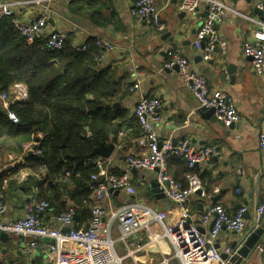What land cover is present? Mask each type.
Returning <instances> with one entry per match:
<instances>
[{"label":"crops","instance_id":"crops-1","mask_svg":"<svg viewBox=\"0 0 264 264\" xmlns=\"http://www.w3.org/2000/svg\"><path fill=\"white\" fill-rule=\"evenodd\" d=\"M135 1L98 0L92 6L76 3L78 5L72 6L73 12L70 9L71 2L55 3L48 25L44 28L47 34L54 31L66 34L67 40H71L75 47L97 39L116 47L113 53L97 63V69L112 78L113 97L105 101L104 105L112 125L117 129V137L114 142L113 137L109 136V142L105 144L114 145L110 157L97 156L93 162L107 160V169L113 174L127 172L125 158L140 152L136 144L140 130L133 109L141 97L157 98L162 106V123L157 129L160 140L168 139L173 144L188 140L195 148L214 146L218 150L217 156L195 168L209 199H201L196 195L191 199L188 205L190 219L194 224L200 219L202 213L197 209L199 200L203 201V209L218 205L229 215H233L240 206H245L247 233L255 225L254 210L264 193V152L258 149V136L264 131V78L254 73L251 59L242 55L243 46L251 39L254 26L232 16L219 23L217 32L225 46H217L210 60L204 62L200 52L193 47L196 32L205 15L204 8L184 14L177 9L178 0H154L160 21L165 26L163 32H157L151 25L131 16ZM223 1L241 14L255 19L261 17L255 0ZM36 15V8H20L15 17L21 23L28 24ZM169 47L180 52L188 61L190 70L205 76L211 89H220L231 97L240 115L238 125L227 129L221 123L211 122L198 113L201 108H198L197 100L183 85L178 69L165 66ZM136 83L139 87L133 89ZM6 120L9 125L0 123V191L7 205L6 217L19 219L23 214L24 203L31 194L38 193V188L42 186V195L50 205L43 218L47 225L52 226L53 216L73 205L67 191L58 188L54 192V187L60 185L55 174L62 172L52 167L54 174L46 173L36 162L27 160L30 155L41 156L24 150V145L19 152L15 142L5 134L9 126H14ZM37 136L31 149L35 150L42 138L39 134ZM130 177L132 185L138 190L134 200L149 202L152 208L158 210L157 201L148 194L150 182L155 180L154 173L137 172L134 175L130 172ZM126 200L125 193H113L105 205L114 209ZM84 210L76 207L74 224L79 229L87 228L90 224V214ZM259 227L264 229V217ZM6 235L5 241L0 240L3 261L8 264H47L42 250L37 249L31 256H25L21 250L27 240ZM241 239V235L223 230L216 244L222 248ZM259 242L264 247V234ZM65 252L72 259L73 249L67 247ZM241 264L264 262L255 252Z\"/></svg>","mask_w":264,"mask_h":264},{"label":"built area","instance_id":"built-area-1","mask_svg":"<svg viewBox=\"0 0 264 264\" xmlns=\"http://www.w3.org/2000/svg\"><path fill=\"white\" fill-rule=\"evenodd\" d=\"M70 1L0 0V20L11 18L13 26L28 43L44 38L49 52H61L67 35L56 31L47 34L44 28L48 25L52 5ZM154 2L136 0L130 14L135 20L146 22L157 32H163L165 26L160 21L159 10ZM255 3L261 12L258 19L237 12L223 0H178L177 9L188 14L204 8L205 15L193 41V47L200 52L204 62L210 60L217 46H225L217 32L219 23L232 16L252 24L254 29L251 39L244 44L242 55L251 59L254 73L264 78V0H255ZM31 7L37 9L35 19L28 24L18 21L16 11ZM95 47L98 50V63L116 49L114 45L99 39L95 41ZM75 48L77 52L84 53L87 47L82 45ZM166 55L168 62L165 66L177 67L183 85L197 100L198 108H213L216 119L227 129L240 123L239 112L226 92L211 89L206 77L190 70L188 61L175 48L169 47ZM138 87L136 83L133 89ZM26 98V89L21 84H14L7 92L0 94V106L13 125H17L19 119L11 112L10 106L15 101L24 102ZM161 107L159 99L148 97H141L135 105L133 116L140 130L136 141L140 152L125 158L127 172L116 176L107 169V160L96 162L98 172L87 183L94 201L87 228L79 229L74 224L76 208L73 206L53 216L52 226L47 225L43 216L50 206L47 201L38 199L37 193L31 194L24 203L23 214L19 219H9L6 217L7 205L0 191V232L25 238L27 241L21 253L31 256L40 249L45 253L47 264H123L124 261L127 264H236V252L231 246L215 248V245L223 230L243 238L247 230V209L240 206L233 215H229L221 206L210 205L203 209L199 224L192 222L189 202L198 191L201 199L208 200L209 196L203 190L198 176L193 173L186 176L187 187L181 188L167 172V159L181 160L188 170H194L217 156L218 150L214 146L195 148L188 140L175 144L168 139L160 140L157 129L162 123ZM31 146L32 143L24 145V150L41 156V151L31 149ZM258 149L264 152V131L258 136ZM131 170L154 173L158 190L173 211H166L161 206L156 210L145 201L134 200L136 190L131 182ZM115 192L125 193L127 200L111 209L105 204ZM263 217L264 193L254 210L255 227L259 226ZM166 220H169V225ZM198 226L204 230V234L198 232ZM67 247L73 249L72 259L65 252ZM117 249L123 254L119 255ZM255 252L264 262V247L260 242L256 244ZM0 264H8L3 261L1 253Z\"/></svg>","mask_w":264,"mask_h":264},{"label":"trees","instance_id":"trees-1","mask_svg":"<svg viewBox=\"0 0 264 264\" xmlns=\"http://www.w3.org/2000/svg\"><path fill=\"white\" fill-rule=\"evenodd\" d=\"M70 2L73 12L76 3L92 6L98 0ZM85 45L86 51L79 53L71 40H66L61 52H49L44 38L28 43L13 26L11 18L0 20V94L17 83L27 93L25 102L11 104L10 110L19 123L9 126L5 134L15 142L20 153L22 145L35 144L37 135H41L35 146L41 151V157L30 155L27 160L36 162L46 173L54 174L52 167L62 172L55 174L60 185L54 187V192L58 188L67 191L72 206L86 209L84 212L91 218L94 201L87 183L98 172L91 153L93 148L109 142V136L116 142L117 129L104 105L113 97L112 78L97 69L95 41ZM6 118L0 107V123L7 125ZM166 163L168 174L183 189L187 187L189 173L200 179L197 170H188L181 160L171 158ZM42 194L40 186L37 197L48 202Z\"/></svg>","mask_w":264,"mask_h":264},{"label":"water","instance_id":"water-1","mask_svg":"<svg viewBox=\"0 0 264 264\" xmlns=\"http://www.w3.org/2000/svg\"><path fill=\"white\" fill-rule=\"evenodd\" d=\"M261 14V12H260ZM174 68L177 69L175 66ZM198 113L204 117L210 120L211 122H218V120L215 117V110L213 108L207 109V108H201L198 110ZM264 114V112H263ZM231 128V127H230ZM114 150V145L109 144H100L99 146L93 148L91 156L92 157H97L101 156L102 158H109L110 155L112 154ZM132 174L136 175L137 171L131 170ZM111 192V190H110ZM118 192H115L114 194H117ZM149 195H151L154 200L157 201V205L161 206L162 209L168 211L171 209V205L166 204V200L164 199L163 194L158 190V183L156 180H153L150 182V190H149ZM197 196L200 195V191L196 193ZM198 211L200 214L203 212V201L199 200L198 201V206H197ZM196 224H199V221L195 222ZM166 224L169 225L170 222L169 220H166ZM197 230L199 233L204 234V230L198 226ZM264 234V229L262 227H253L251 230L244 235V237L239 241V242H233L231 244V247L235 250L236 256H235V263L236 264H241L243 260L248 259L250 256H252L255 253V246L256 244L260 241V238ZM7 239V235L5 233L0 232V240L5 241ZM215 248H219V245L216 244ZM223 259H225V256H222Z\"/></svg>","mask_w":264,"mask_h":264},{"label":"rangeland","instance_id":"rangeland-1","mask_svg":"<svg viewBox=\"0 0 264 264\" xmlns=\"http://www.w3.org/2000/svg\"><path fill=\"white\" fill-rule=\"evenodd\" d=\"M135 190H136V189H135ZM137 191H138V190H136V193H137ZM142 192H143V191H142ZM146 204H147L148 206L151 207V204H150L149 202H146ZM117 252H118L119 255H122V254H123V252H122L120 249H117ZM123 264H127V262L124 261Z\"/></svg>","mask_w":264,"mask_h":264}]
</instances>
